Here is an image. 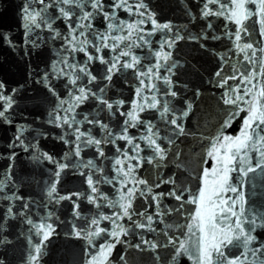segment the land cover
I'll list each match as a JSON object with an SVG mask.
<instances>
[{
	"label": "water",
	"instance_id": "water-1",
	"mask_svg": "<svg viewBox=\"0 0 264 264\" xmlns=\"http://www.w3.org/2000/svg\"><path fill=\"white\" fill-rule=\"evenodd\" d=\"M100 2L102 10L93 8L89 0H80L82 7L75 3L65 5L60 0H44L43 3L40 0H0V82L4 84L0 95L11 97L12 103L9 108L0 100V111L5 112L4 117H0V240L7 241L0 244L2 264H89L93 256L99 254L101 246L115 243L116 238L107 232L119 231L116 225L126 229L127 234L120 233L119 239L123 242L115 243L105 264H195L199 254L201 234L198 228L193 227L189 233L186 227L194 224L190 217L195 214L196 205L184 202L198 194L203 186L204 169L210 170L215 163L207 155L214 138L220 133L238 135L247 116V111L240 112L229 127H223L230 113L236 111L233 105L224 104V99L243 94V86L239 93L230 90L240 84L241 73L247 75L253 70V65L244 59L245 54L252 56V49H241L246 43L257 48L254 57L258 62L257 72L259 60L264 57V52L259 51L264 48V36L260 34L258 10L256 5H245L254 15L244 21L248 34L241 32V39L237 41L235 33L239 26L228 19L234 8L230 0L214 3L142 0L147 6L139 9L143 16L136 10L141 0H127V5L132 6L131 13L126 10L127 6H113L119 0ZM205 4H208L207 9ZM221 4L227 7L221 9ZM24 7L41 14L37 17L40 27L32 25V32L27 35L22 26ZM60 8L68 11L70 18L61 16ZM208 10L213 14L204 16ZM218 11H223L224 15H215ZM84 12L93 13L92 18L82 19ZM104 13H115V16L109 21ZM152 19L158 24H170L171 29L153 31ZM141 20L144 22L139 23ZM120 21L137 25L130 36L126 26L122 31L107 28L109 22L119 24ZM78 24L85 27L77 28ZM69 25L76 29L72 34L75 40L69 34ZM5 34L11 44L6 42ZM101 36L106 40L101 41ZM120 36L127 39H112ZM26 40L34 42L35 46ZM85 40L89 43H82ZM104 43L108 47H103ZM113 45L118 47L113 50ZM123 52L130 54L123 56ZM157 53H170V56L165 60ZM88 55H92L93 60L88 61ZM133 56L139 60L134 68L121 67L125 62L131 63ZM97 57L108 64L101 63ZM116 57H119L118 63ZM113 63L116 70L109 73L108 68ZM157 64L161 66L157 68ZM85 66L90 75L80 71ZM149 68L153 71L148 76L139 75ZM217 72L221 73L219 77ZM109 74L111 80L106 78ZM92 76L96 79L89 83ZM232 76L237 79H229ZM165 77L170 83L165 82ZM225 79L228 83L219 86ZM72 80L76 83L72 84ZM258 84H264V76L257 77L247 87ZM81 88L87 98L78 102L75 97L81 95ZM245 99L250 100L251 96ZM60 101L66 102L61 106ZM153 103L156 108L149 107ZM165 104L170 108L167 113L163 111ZM134 105L139 107L134 109ZM239 106L247 107L243 101ZM140 107L144 111L141 112ZM133 111L137 117L134 121L127 115ZM184 112L188 115L183 116ZM64 118L68 123H64ZM173 119L183 125L184 134L170 123ZM79 133L83 135L77 139ZM123 135H127L132 144L121 139ZM148 137L155 144H150ZM89 138L101 143L88 144ZM156 144L163 150V159L155 152ZM252 156L254 166L259 156L255 153ZM117 159L123 163L117 165ZM129 167L132 171L125 177L123 173L128 172ZM231 175L232 182L244 193L245 208L251 209L250 216L264 215V172L257 169L247 177H238L235 172ZM89 176L92 186L87 183ZM140 180L147 183L140 184ZM53 184L56 191L49 196ZM93 186L97 189L95 193L91 191ZM129 189L134 190L130 199L131 219L123 216L121 207L129 203ZM173 191L176 195L183 192L180 201L169 195ZM228 195L236 196L235 193ZM92 198L94 202H90ZM110 202L118 203L113 207ZM181 203L183 209L175 211ZM101 216H112L115 224L100 219ZM148 216L152 217V230H149ZM92 219L99 220V224H92ZM40 224L46 228L51 225L54 231L44 241L38 259L30 262L29 257L37 255L34 247L43 240V230L37 235L34 227ZM139 224L145 227H137ZM98 228L107 232L91 237L89 244L84 235ZM245 228H248L247 223ZM76 231L81 232L80 237L75 235ZM253 235L264 241V228L258 227ZM169 238L175 245L168 244ZM141 241H149L157 247L152 249ZM181 242L188 252L173 260ZM137 244L139 248L135 247ZM242 251L243 248L231 249L229 255L235 258Z\"/></svg>",
	"mask_w": 264,
	"mask_h": 264
},
{
	"label": "snow or ice",
	"instance_id": "snow-or-ice-1",
	"mask_svg": "<svg viewBox=\"0 0 264 264\" xmlns=\"http://www.w3.org/2000/svg\"><path fill=\"white\" fill-rule=\"evenodd\" d=\"M44 0H40V3H43ZM65 5L70 4H77L78 6L82 7L83 5L80 4V0H60ZM216 0H208V3H214ZM231 4L234 5V8L231 11L230 16L228 19L234 20L235 23L239 26L236 33H235V39L239 41L241 39V32H244L246 35L248 34L247 28L244 26V21L248 20L252 15H254L253 12H251L248 8L245 7L246 4H253L256 5V8L258 10L260 20V34L264 36V0H230ZM89 3H91V6L93 8H98L102 10V4L100 0H89ZM115 8H125L127 6V11L130 13L132 12V6L127 5V0H119L118 3L113 5ZM147 6L142 3V0L139 4L136 5L137 13L141 16L144 15V13L139 12L140 8H146ZM208 4H205V8L207 9ZM221 9H224L227 7L226 4L220 5ZM43 11H47V6ZM60 15L64 18H70V13L66 11L64 8L59 9ZM213 13L211 10L205 11L203 13L204 16L212 15ZM41 14L39 12L33 13L28 7H24L22 9V20H23V28L26 31V35L30 34L32 32V25H35L36 27H40V25L37 23V17ZM215 15H224L223 11H218L215 13ZM93 16V13L91 12H84L82 19L89 20ZM115 16V13H112L111 15L109 13H104V18L106 20L111 21V19ZM151 18V15H150ZM144 21L141 20L139 23H143ZM152 23L155 25L156 29H171L170 24H158L154 19H152ZM123 26H126L129 29V36L131 35V30L136 28V24H130L126 23L124 21H120L119 24H113L109 22L107 24V28L109 30L118 29L123 30ZM48 27L51 29L52 25L51 23L48 24ZM77 28H83L85 25L78 24L76 26ZM211 25L209 24V28ZM70 28V35L75 33L76 29L72 28L71 25H69ZM57 36L60 34L57 32ZM83 35V33H81ZM180 38V37H178ZM216 38V37H214ZM72 39L75 40V36L72 35ZM101 41L106 40V37L101 36ZM114 40H120L123 41L127 39V37H112ZM140 39H144L143 37H140ZM5 40L7 43L11 44V41L8 39L7 35L5 34ZM26 43H33L31 41H25ZM71 43V41H69ZM82 43H89V41L85 40ZM147 43V41H145ZM103 47H108L106 43L103 44ZM113 50L118 47V45H113ZM169 47H171V44H169ZM239 47V45H238ZM245 49H252V56L249 57L247 54H245L244 59L249 61L253 65V70L245 75L244 73L240 74V84H238L235 88L231 89V93H239L240 88L243 86V94H236L235 98L233 99L231 96H229L228 99H224V104H230L233 105L236 108L235 113H230L229 119L225 122L223 125L224 128H227L230 126L232 119H234L236 116L239 115L240 112L247 111V116L243 119V125L238 135L236 136H230V135H223V133L218 134L214 138V142L211 144L210 149L207 152V155L211 157L215 163L213 167L209 170L207 168L203 171V186L198 189V194L191 200L185 201L184 203H191L196 205L195 214L190 217L194 221V224L186 225L188 228L189 233L192 232L193 227L198 228L201 236L199 240V248H198V256L196 258L195 264H264V259H261V257H264V241H259L258 237L253 235V233L256 231V229L264 228V215L256 214L251 215L250 212L251 209L245 208V198L243 191L240 190L235 184L232 182L233 177L232 173H237L238 177H247L249 173H255L257 169H261L262 172H264V84H258L253 85L251 88L247 87V85L252 84L253 80H256L259 76H264V57H262L259 60V71L256 70L257 60L254 59L256 56L257 48L254 47L252 43H246L241 51H244ZM80 51H86L84 48H80ZM96 51L99 52L100 48L97 47ZM260 52H264V48L259 49ZM129 52H123L121 55L128 56ZM157 56L163 55V58L165 60H168L170 53L162 54L157 53ZM88 61L93 60L92 55L87 56ZM97 59L100 60L101 63L108 64V61L103 60L102 57H97ZM117 63L119 62V57L115 58ZM139 63V60L137 57H132V62H125L121 65L123 68H134ZM161 65L157 64L156 67L159 68ZM175 67V65H173ZM113 70H116V63L111 64V66L108 68V72L111 73ZM81 72L86 73L87 75H90V73L87 72V67L80 69ZM152 68H149L147 72H140V76H148L150 73H152ZM171 71V69H169ZM221 73L217 72L216 76H220ZM108 80H111V75L109 74L106 77ZM159 78V77H157ZM96 79L95 76L91 77V80L89 83L94 81ZM229 79H237L236 76L229 77ZM165 82L170 83L169 79L165 77ZM72 84H75L76 81L72 80ZM141 84H143V80L140 81ZM228 83V80L225 79L223 81L222 85H219L223 87V85H226ZM154 87V85L152 86ZM4 88V84L0 82V90ZM51 90V89H50ZM15 91V90H13ZM103 91V90H101ZM140 89H137V95L140 93ZM80 96L75 97V99L78 102H82L84 99L87 98V94L85 93V90L83 88L80 89ZM55 94V93H53ZM173 97L176 96L175 92L170 93ZM95 95V94H93ZM225 95H229L226 93ZM251 96L250 100H246L245 97ZM155 99V98H154ZM0 100H4L8 107L11 108V97H4L0 95ZM244 102V104L247 106L246 108L240 107V102ZM66 101H60V105L62 106ZM106 103V102H105ZM122 103V102H121ZM107 107L109 109L112 108L111 104H107ZM135 107H139V105H134ZM151 108H156V103H153L149 105ZM191 105H188L189 111H191ZM71 109H69L70 111ZM140 111H144L143 107H140ZM163 111L165 113L170 111V108L167 106V104L164 105ZM5 112L0 111V117H4ZM129 117L134 121L137 119V117L133 112L127 113ZM188 112H184L183 116H187ZM64 123H68L67 118H64ZM128 121H125V124H128ZM171 124L176 125V128L179 130L180 134H184V127L181 124H177V121L175 119L170 121ZM133 127L136 125L133 124ZM102 128H107V125H101ZM151 129V125H149V130ZM78 131V130H77ZM127 129L125 128V132ZM83 135V133H79L77 135V139ZM121 139L127 140L129 144H132V140L128 138L127 135H123L120 137ZM150 144H155V141L151 139V137H148ZM88 144L95 143L96 145H99L101 142L99 140H93L91 138L87 141ZM137 149L139 146H136ZM155 152L160 155V158L163 159V150L160 148L158 144L155 146ZM252 153L258 154L259 159L253 166L252 164ZM76 154L79 155V148H77ZM100 155H103V152L100 153ZM126 155V154H125ZM48 159L51 160V157H48ZM129 159H132V157H129ZM151 163V160L148 161ZM90 165L92 164V161L88 162ZM117 165L122 164L123 162L119 159L115 161ZM61 168L64 166L61 165ZM117 171H120L119 169ZM132 171V168L129 167L128 172H124L123 175L127 177L129 173ZM56 176H59V173H56ZM111 183V181H108ZM174 183V181H166V183ZM87 183L89 186L93 185L92 177L89 176ZM140 184H146L147 181L140 180L138 181ZM56 191L55 184L52 185L50 191L48 192V195L51 196ZM91 191L95 193L97 191L96 187H91ZM148 191H151L149 188ZM134 190L129 189L128 190V197H129V203L127 205H121L123 208V216L128 217L131 219L129 209L131 208V202L130 199L133 195ZM228 193H235L236 196H230ZM143 195V193H141ZM163 195V194H162ZM169 195L174 196V198L177 201H180L183 196V192H181V195H176L175 192H170ZM122 199L124 197H121ZM61 199H70V197H61ZM90 202H94V198L90 199ZM112 203V206L115 207L116 203L118 202H110ZM238 205V207H237ZM181 209H183V203L180 204L179 208H177L175 211L179 212ZM11 209H8V215H11ZM78 216L79 213H76ZM140 215H144L141 213ZM235 218V220H233ZM100 219L102 220H109L112 221L113 224H115V221L113 220L112 216H101ZM147 220L149 222V230L151 229V222L152 217L148 216ZM259 221V223H257ZM29 224H32L31 220L27 221ZM92 224L98 225L99 220L92 219ZM245 223L248 224V228H245ZM37 229V235H41V230H43V240L40 242V244L36 245L34 247L35 253L37 255H32L29 257V261L33 262L38 259V255L41 253L42 248L45 246L44 241H47L49 237L52 235V232L54 229L51 228V225H48L47 228L44 224H40L38 226L34 225ZM137 227H145L143 224L137 225ZM116 228L119 229V231L113 229L111 232H107L104 228H98L96 232L94 233H88L84 235V239L88 240L89 244L92 243L91 237L96 236L99 237L102 233H106L110 235L111 237L116 238L115 243H122L119 239L120 233L127 234V230L123 227H120L119 225H116ZM2 230V229H0ZM75 235L77 237L81 236L80 231H76ZM5 240H0V244L6 243ZM115 243H107L104 246L100 247L99 254L93 256V258L89 261V264H105L107 261L108 256L110 255L112 249L115 247ZM142 244L149 245L152 249H155L157 247L156 244L151 243L149 241H141ZM168 244L175 245V241L169 238ZM253 244H256V247H252ZM136 248L140 247V244L135 245ZM243 248V251L240 252V255L236 256L235 258H231L229 253L231 249H240ZM188 252V248L185 246L183 242L179 243L178 247L176 248L175 255L173 256V260L177 256L182 255L183 253ZM250 256L252 259H250ZM123 259V257H121ZM2 264V262H0Z\"/></svg>",
	"mask_w": 264,
	"mask_h": 264
}]
</instances>
